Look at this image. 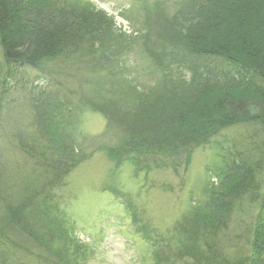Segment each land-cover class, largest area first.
<instances>
[{"label":"trees","instance_id":"1","mask_svg":"<svg viewBox=\"0 0 264 264\" xmlns=\"http://www.w3.org/2000/svg\"><path fill=\"white\" fill-rule=\"evenodd\" d=\"M161 22L155 29L164 39L149 54L154 66L168 64L164 76L138 100L142 111L123 124L126 137L111 156L130 162L135 175L177 172L196 148L215 143L219 164L216 183L175 227V246L158 248L125 197L132 221L157 249L155 264H264V0H182ZM123 42L112 18L90 4L0 0V264H30L27 254L39 264H82V244L53 202L75 160L64 124L80 105L118 116L105 103L122 86ZM22 67L48 79L50 89L20 82ZM18 84L27 97L16 101L8 95ZM249 214L242 243L232 224L237 216L245 228ZM226 233L232 254L222 243Z\"/></svg>","mask_w":264,"mask_h":264},{"label":"rangeland","instance_id":"2","mask_svg":"<svg viewBox=\"0 0 264 264\" xmlns=\"http://www.w3.org/2000/svg\"><path fill=\"white\" fill-rule=\"evenodd\" d=\"M74 1L103 11L121 32L125 45L120 53L122 64L118 74L123 88L120 87L114 99L108 100L109 104L105 103L108 110L113 109L118 116L108 119L89 106L80 105L69 115L68 121L66 119L63 135L74 144L75 160L65 176L64 186L55 190L56 215L65 229L82 244L81 255H76L82 264H155L157 249L151 247L137 231L124 198H129L136 207L140 222L148 224L151 234L157 239L154 243L157 242L158 248L166 244L175 246V227L205 197L207 187L216 183L212 170L219 164L217 145L196 148L186 169L182 166L174 172L170 168H162L141 171L137 175L130 162L115 161L111 151L117 150L126 137L123 124L136 120V114L142 111L138 100L151 96L164 76L163 70L168 64L162 61V69L155 67L149 50L153 45L161 44L155 41L164 39L155 29L156 23L168 22L175 6L182 0ZM159 10L164 14H159ZM21 75L24 77L20 82L28 87L50 89L48 79L41 78L37 72L22 67L18 78ZM20 85L17 92L8 95L12 100H21L23 96L20 97L19 93L25 95ZM150 107L146 105L144 109ZM15 115L13 118L17 119ZM250 218V214L244 218L245 228L243 224L238 227L237 216L232 224L235 228L232 230L242 243L249 237L247 225ZM229 239V233L224 234L222 243L232 254L233 242ZM23 257L27 263L39 264L31 254ZM171 264L184 262L174 259Z\"/></svg>","mask_w":264,"mask_h":264}]
</instances>
